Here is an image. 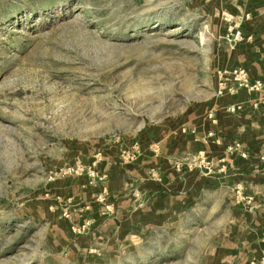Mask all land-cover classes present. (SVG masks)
<instances>
[{
	"label": "rangeland",
	"instance_id": "rangeland-1",
	"mask_svg": "<svg viewBox=\"0 0 264 264\" xmlns=\"http://www.w3.org/2000/svg\"><path fill=\"white\" fill-rule=\"evenodd\" d=\"M230 9L0 0V264H225L216 222L251 197L213 191L207 158L199 191L163 179L244 41Z\"/></svg>",
	"mask_w": 264,
	"mask_h": 264
},
{
	"label": "crops",
	"instance_id": "crops-1",
	"mask_svg": "<svg viewBox=\"0 0 264 264\" xmlns=\"http://www.w3.org/2000/svg\"><path fill=\"white\" fill-rule=\"evenodd\" d=\"M220 1L230 6V19L244 36L243 42L231 43L226 68H243L248 78L244 84L230 74L224 78L225 87L212 104L215 118L212 113L201 114L193 119L192 131L183 135V153L194 155V164L187 171L182 162L162 160L166 162L163 182L175 191L191 186L199 191L195 170L207 158L211 167L205 174L216 183L213 191H234L238 186L251 197L236 205L238 213L232 219L216 222V228L225 229L220 241L225 250L213 258L225 264H264V0ZM258 81L261 85L256 87Z\"/></svg>",
	"mask_w": 264,
	"mask_h": 264
},
{
	"label": "built area",
	"instance_id": "built-area-1",
	"mask_svg": "<svg viewBox=\"0 0 264 264\" xmlns=\"http://www.w3.org/2000/svg\"><path fill=\"white\" fill-rule=\"evenodd\" d=\"M240 36V38H242V33L240 31H237L236 35H235V39H237ZM232 75L234 76L235 80H238L240 84H244L247 81V73L246 70L240 67H236V68H232V69H225L223 71V78H226L227 75ZM261 85L260 81L256 82L255 86H259ZM211 118H215L214 117V113H212ZM212 135V133H211ZM245 156V153H242ZM262 163H263V172H264V155L262 156Z\"/></svg>",
	"mask_w": 264,
	"mask_h": 264
}]
</instances>
